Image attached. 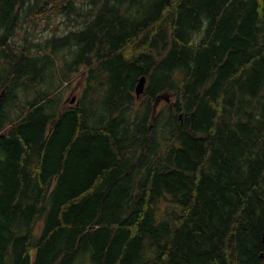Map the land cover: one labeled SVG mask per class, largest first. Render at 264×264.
<instances>
[{
  "label": "trees",
  "instance_id": "trees-1",
  "mask_svg": "<svg viewBox=\"0 0 264 264\" xmlns=\"http://www.w3.org/2000/svg\"><path fill=\"white\" fill-rule=\"evenodd\" d=\"M3 88L0 264H262L264 0H0Z\"/></svg>",
  "mask_w": 264,
  "mask_h": 264
},
{
  "label": "rangeland",
  "instance_id": "rangeland-1",
  "mask_svg": "<svg viewBox=\"0 0 264 264\" xmlns=\"http://www.w3.org/2000/svg\"><path fill=\"white\" fill-rule=\"evenodd\" d=\"M44 27H46V25L44 23H40L39 30H41ZM47 31L48 30H44V31L41 30L40 33H46ZM80 78H81L80 73L79 74L75 73L73 75V78H71V80L68 81V84L64 85V87L61 90V93H62L61 106L69 105L68 98H70L71 95H75V96L79 95V87L82 86L81 82H80L81 81ZM73 103H74L73 105H75V101H73ZM160 105L162 106L163 102H161ZM76 264H88V263H79V262H77Z\"/></svg>",
  "mask_w": 264,
  "mask_h": 264
},
{
  "label": "water",
  "instance_id": "water-1",
  "mask_svg": "<svg viewBox=\"0 0 264 264\" xmlns=\"http://www.w3.org/2000/svg\"><path fill=\"white\" fill-rule=\"evenodd\" d=\"M145 81H146L145 76H141L138 79V82L135 85V94H136L137 97H139L140 94L143 92L144 85H145ZM3 94H4V91H1V93H0V102H1V99H2ZM160 98H164L165 100H168L169 97L166 94L165 95L164 94L158 95L156 97L155 103L153 105V110H155L156 105H157V103H158V101H159ZM261 243L264 245V230H263L262 235H261ZM261 257L264 258V254L263 253H261ZM263 264H264V262H263Z\"/></svg>",
  "mask_w": 264,
  "mask_h": 264
},
{
  "label": "bare ground",
  "instance_id": "bare-ground-1",
  "mask_svg": "<svg viewBox=\"0 0 264 264\" xmlns=\"http://www.w3.org/2000/svg\"><path fill=\"white\" fill-rule=\"evenodd\" d=\"M183 17H184V14H183ZM178 19V18H177ZM16 20V19H15ZM176 20V19H175ZM183 21V20H182ZM21 26V25H20ZM181 29V28H180ZM89 115V114H88ZM91 115H89V117H90ZM252 148V147H251Z\"/></svg>",
  "mask_w": 264,
  "mask_h": 264
}]
</instances>
